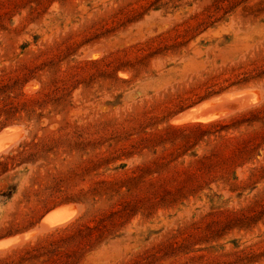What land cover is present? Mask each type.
Segmentation results:
<instances>
[{
    "label": "rangeland",
    "instance_id": "obj_1",
    "mask_svg": "<svg viewBox=\"0 0 264 264\" xmlns=\"http://www.w3.org/2000/svg\"><path fill=\"white\" fill-rule=\"evenodd\" d=\"M5 129L0 264H264V0H0Z\"/></svg>",
    "mask_w": 264,
    "mask_h": 264
},
{
    "label": "bare ground",
    "instance_id": "obj_2",
    "mask_svg": "<svg viewBox=\"0 0 264 264\" xmlns=\"http://www.w3.org/2000/svg\"><path fill=\"white\" fill-rule=\"evenodd\" d=\"M230 97V96H229ZM233 97V96H232ZM257 100V98H256ZM208 105V103L206 104ZM210 105V104H209ZM200 106V105H199ZM205 108V106H204ZM203 108H200V110ZM194 110V108H193ZM192 111V110H191ZM189 112V111H188ZM198 112L200 113V111L198 110ZM190 113V112H189ZM198 113V114H199ZM185 114V113H184ZM197 114V115H198ZM200 115V114H199ZM203 116H195L197 117L198 120L202 121V122H207L210 120L212 121V117L211 116H206L204 114H202ZM210 115V114H209ZM219 115V114H218ZM194 116V119H196ZM217 116V115H216ZM193 117V116H192ZM215 117V116H214ZM217 118V117H215ZM190 119V115H186L184 117H181V121H186ZM214 120V119H213ZM199 121V122H200ZM13 128V127H12ZM16 128V127H15ZM4 130V129H3ZM6 131H3L0 133V154L5 152L7 149H9L12 145L15 144V142H17V139L20 135L15 133V134H11L8 135V131L7 129H5ZM10 130V129H9ZM14 130V129H13ZM11 131V130H10ZM9 131V132H10ZM13 132V131H12ZM20 132V131H18ZM76 216V213L73 209L69 208V207H61V208H56L54 210H52L51 212H49L47 215H45V217L42 219V227L45 229H53L59 226H62L68 222H70L74 217ZM32 237V236H31ZM28 239V238H27ZM26 240V239H25ZM15 242H19L15 241V240H8V241H1L0 242V250L1 249H5L10 247L12 244H15ZM21 242V241H20Z\"/></svg>",
    "mask_w": 264,
    "mask_h": 264
}]
</instances>
